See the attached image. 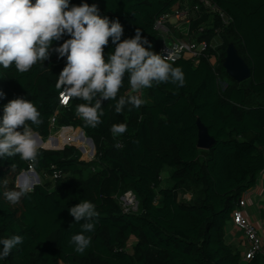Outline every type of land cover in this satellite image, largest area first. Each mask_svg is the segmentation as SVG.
<instances>
[{
    "label": "trees",
    "instance_id": "1",
    "mask_svg": "<svg viewBox=\"0 0 264 264\" xmlns=\"http://www.w3.org/2000/svg\"><path fill=\"white\" fill-rule=\"evenodd\" d=\"M179 1L69 0V6L96 4L102 17L122 24L121 40L134 37L139 28L159 54L163 40L154 23ZM211 1L230 18L221 33L218 65L213 67L215 58L197 66L187 60L172 63L185 74L183 87L161 83L138 93L131 92L125 77L117 99L136 94L144 104L139 109L126 105L118 114L116 101L104 100L103 122L95 129L75 115L83 101L59 104L55 85L66 57L53 52L23 74L14 65L0 66V91L5 94L0 120L4 106L22 97L41 113L43 123L31 126L42 141L63 129L46 146L74 143L83 136L71 132L80 129L95 150L86 162L73 146L61 151L39 148L34 172L43 176L60 171L65 177L52 186L40 182L17 205L9 204L3 192L16 186L29 162L19 156L0 159V182L8 181L7 189L0 186V238H25L0 264H264V255L245 260L225 243L236 204L264 172V0ZM69 38L65 35L52 47ZM229 44L251 71L247 81L237 83L223 69ZM114 48L109 38L105 60ZM198 122L214 139L209 150L198 148ZM121 123L127 132L114 136L112 125ZM165 168L171 170L167 187L162 186ZM186 191L193 192L191 199H180ZM127 192L138 205L136 211L124 213L120 198ZM84 200L96 206L99 216L95 230L86 234L91 236L89 248L79 254L68 241L81 231L80 224L68 209Z\"/></svg>",
    "mask_w": 264,
    "mask_h": 264
},
{
    "label": "clouds",
    "instance_id": "2",
    "mask_svg": "<svg viewBox=\"0 0 264 264\" xmlns=\"http://www.w3.org/2000/svg\"><path fill=\"white\" fill-rule=\"evenodd\" d=\"M123 26L119 20H109L99 14L96 4L82 3L69 6V0H0V66H15L23 74L38 62L49 60L55 52L66 57L65 67L58 75L56 89L60 102L67 106L70 100L83 101L75 107V115L89 128H98L103 122L104 100H115V112L121 113L126 105L139 109L144 100L140 95L119 96L127 77L132 93L152 88L161 83L183 87L186 83L181 67H174L165 57L152 51L149 40L136 29L132 38L121 40ZM64 40L53 48L54 41ZM114 51L104 57L109 43ZM0 91V98L4 97ZM131 110V109H129ZM43 123L41 113L31 100L18 97L3 108L0 120V159L19 156L34 170L38 164L40 143L31 125ZM124 123L112 125L111 132L118 136L127 132ZM139 143V141H134ZM8 181L0 182L7 189ZM32 188L17 182L3 192L11 205L21 202ZM81 231L71 235L68 243L76 253L83 254L91 244L99 213L96 206L84 200L68 209ZM71 226V225H70ZM22 235L0 238V259H6L13 249L24 243Z\"/></svg>",
    "mask_w": 264,
    "mask_h": 264
},
{
    "label": "built area",
    "instance_id": "3",
    "mask_svg": "<svg viewBox=\"0 0 264 264\" xmlns=\"http://www.w3.org/2000/svg\"><path fill=\"white\" fill-rule=\"evenodd\" d=\"M229 25L230 18L211 0H183L177 2L170 12L159 17L153 28L163 40L159 54L169 63L187 60L197 66L203 59L215 58L216 63L213 67H216L221 58V33ZM207 35L209 40L203 37ZM59 104L66 107L60 101ZM56 117L57 113L50 120L51 126L54 125ZM34 174V170L28 168L17 176L16 183H27L31 186L36 183ZM43 175L46 177L45 173ZM37 177L39 179L38 175ZM64 177L60 171H54L49 175L53 182ZM120 201L124 213L136 211L138 203L131 192L125 193ZM245 208L246 201L241 198L236 204L231 221L245 238L248 248L244 259L250 260L258 254L264 255V244L259 229L245 216Z\"/></svg>",
    "mask_w": 264,
    "mask_h": 264
},
{
    "label": "crops",
    "instance_id": "4",
    "mask_svg": "<svg viewBox=\"0 0 264 264\" xmlns=\"http://www.w3.org/2000/svg\"><path fill=\"white\" fill-rule=\"evenodd\" d=\"M43 177L46 178L44 175ZM242 198L246 201L244 214L259 229L264 244V172L259 176L256 185L244 193ZM130 242L132 246L135 240L132 239ZM225 243L241 256H244L248 248L242 232L234 227L232 221L226 226Z\"/></svg>",
    "mask_w": 264,
    "mask_h": 264
},
{
    "label": "water",
    "instance_id": "5",
    "mask_svg": "<svg viewBox=\"0 0 264 264\" xmlns=\"http://www.w3.org/2000/svg\"><path fill=\"white\" fill-rule=\"evenodd\" d=\"M223 69L227 73V75L234 80L237 83H242L244 81H247L251 77V71L249 67L245 64V62L242 60V58L238 55V52L236 48L234 47L233 44H229L227 49H226V55L223 61ZM198 127V148L201 150H209L213 145H214V139L208 134L207 130L201 123H197ZM81 135L83 136L84 139H87L91 146L92 149L94 150V144L93 141L89 138H86L84 136V133L80 130ZM40 143H43L41 138L35 134ZM48 141L51 140V137L47 139ZM46 140V141H47ZM65 145L61 147H48L44 143L40 146L41 149L44 150H62L64 149ZM75 147V146H73ZM80 150V148H78ZM82 152V150H81ZM83 153V152H82ZM95 155V150L92 158L86 162L91 161L94 158ZM36 183L31 185V188L33 190L34 186L39 185V179L36 175L34 174ZM31 192V191H30Z\"/></svg>",
    "mask_w": 264,
    "mask_h": 264
},
{
    "label": "rangeland",
    "instance_id": "6",
    "mask_svg": "<svg viewBox=\"0 0 264 264\" xmlns=\"http://www.w3.org/2000/svg\"><path fill=\"white\" fill-rule=\"evenodd\" d=\"M143 95H145V94H143ZM62 130L63 129L59 130L57 133L52 134L51 137L55 138V139L58 138V136L60 134H62V132H61ZM79 132H80V129H73L70 136H76L77 134H79ZM46 142H48V140L47 141H43L44 144H46ZM39 143H40V141H39ZM74 143H73V141H71L68 144H66L65 147L66 146H68V147L75 146V148L80 153V156H81L80 159L83 160V161H87V160H90L92 158V156H93L92 146H91L90 142L87 139H84L83 137L81 139L75 138L74 139ZM41 145H42V143H40V146ZM78 148H80V150ZM81 150H82L83 153L81 152ZM58 151H61V150H58ZM170 173H171V170L169 168H165L164 169V171L162 173V180H163L162 181V186H164V187L169 186ZM39 176L42 178L40 180V177H39V181L40 182H42V183L48 182V185L52 186L53 181L50 180L48 174H46V177H48V178H44L42 175H39ZM186 192L185 193H181L180 199H187V200L191 199V194H193V192H189V191H186ZM130 244H131V242H129L128 250L131 249Z\"/></svg>",
    "mask_w": 264,
    "mask_h": 264
}]
</instances>
